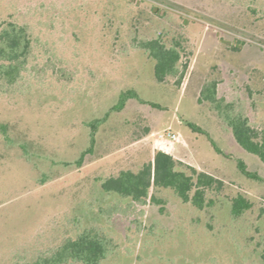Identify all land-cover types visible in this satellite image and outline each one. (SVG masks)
I'll list each match as a JSON object with an SVG mask.
<instances>
[{"label": "rangeland", "instance_id": "374dc122", "mask_svg": "<svg viewBox=\"0 0 264 264\" xmlns=\"http://www.w3.org/2000/svg\"><path fill=\"white\" fill-rule=\"evenodd\" d=\"M8 2L0 0V23L24 21ZM94 2L75 19L33 18L38 45L26 72L13 87L0 82V123L15 141L30 145L33 162L40 159L36 169L0 134V264L32 261L84 229L109 239L132 263L160 264L159 256L162 264H212L211 256L215 264H229L223 239L229 234L246 258L232 264H264V164L237 144L227 123L240 115L264 130V0ZM153 38L182 46L181 68L187 69L180 86L175 79L155 80L154 61L137 48ZM211 81L229 107L198 102ZM124 91L137 99L109 114L93 156L80 169L53 165L79 156L89 144L86 124L104 117ZM168 130L179 143L160 142ZM159 150L224 182L219 193L207 195L214 209L196 213L162 191H153L165 201L162 214L150 202L133 209L105 199L98 207V178L136 171ZM238 161L259 179L244 176ZM236 193L253 207L232 219L227 203ZM81 204L91 214L79 212ZM107 206L117 209L96 217ZM208 234L225 235L218 241Z\"/></svg>", "mask_w": 264, "mask_h": 264}, {"label": "trees", "instance_id": "16d2710c", "mask_svg": "<svg viewBox=\"0 0 264 264\" xmlns=\"http://www.w3.org/2000/svg\"><path fill=\"white\" fill-rule=\"evenodd\" d=\"M9 5L16 9V14L21 15L24 21L9 20L0 23V82L7 86H15L24 72H26L30 57L33 55L38 43L31 33L30 22L39 14H47L52 21L57 16L63 19H75V15L82 14L83 9L92 8L95 0H8ZM51 21V25L53 22ZM53 31V29H52ZM51 32V31H50ZM51 34V33H50ZM44 52L49 53L47 44H42ZM137 48L146 56L154 61V78L158 83H165L169 79H175L177 86L181 85L187 66L184 64L181 68L183 48L178 42L166 45L161 38H153L150 40H140L137 42ZM217 82L211 81L206 83L201 92L198 102H209L216 109L229 107L225 101L218 97ZM136 98L134 92L124 91L119 94L118 102L112 106L106 115L100 119L87 123L90 129L89 144L79 154L74 161L52 162L53 165H60L63 168L80 169L86 161L94 154L96 143V133L100 126L104 125L111 112H121L127 105L129 99ZM145 104V102L140 101ZM156 107V105H152ZM233 137L237 144L246 152L255 155L264 164V130H257L250 125L249 120L245 116H236L228 120ZM193 131L205 134L212 146L215 148L213 141L209 136L197 126L188 123ZM0 134L8 148L17 147L23 154V158L27 162L34 163L36 169L40 164V159L33 162L34 159L28 149L27 143H19L15 141L8 133L6 124L0 123ZM215 150L219 152L218 149ZM38 158V157H37ZM36 163V164H35ZM239 171L250 179L258 180L259 177L247 171L246 165L242 161L237 162ZM47 178L40 181L44 184ZM100 190H98V207L103 206L108 199H117L126 202L128 207H143L150 202L159 208V213L164 212L165 201L156 197L155 192H169L174 198L184 206H189L196 213L211 208L212 201L208 199L209 192L219 193L224 186V182L220 179L209 175L208 173L197 170L196 168L174 159L170 154L163 151H156L153 159L144 163L136 171L122 170L117 175L101 177L96 180ZM106 199V200H105ZM79 212L88 210L84 204L80 205ZM215 206L212 207L214 209ZM253 207L252 200L242 193H236L228 200L227 212L232 219H238ZM117 209V206H107V209L97 212L98 218H101L102 212L110 214ZM91 214V211L88 210ZM264 215V210H261ZM95 217V218H96ZM166 232V231H164ZM225 234H208L215 237L216 240L222 241ZM231 255L227 258V262H236L238 259L246 260L243 253L238 250L234 240L229 234L225 235ZM161 237V236H159ZM160 238H158L159 240ZM158 240L156 242H158ZM148 253L152 251V246L145 248ZM150 250V251H149ZM210 261H215L214 257L209 256ZM264 261V254H261ZM160 264L164 263L163 259L157 256ZM128 261V262H126ZM19 264H142L132 263L130 256L121 253L120 247L112 246L111 241L104 236H100L94 231L84 229L75 237H69L55 247L51 252L37 256L32 261ZM146 264V263H143ZM148 264V263H147ZM197 264V262H192Z\"/></svg>", "mask_w": 264, "mask_h": 264}, {"label": "built area", "instance_id": "2783aa9c", "mask_svg": "<svg viewBox=\"0 0 264 264\" xmlns=\"http://www.w3.org/2000/svg\"><path fill=\"white\" fill-rule=\"evenodd\" d=\"M158 139H160V142L168 141L170 144L179 143L178 136L176 134L170 132L169 130L167 131V133L160 134Z\"/></svg>", "mask_w": 264, "mask_h": 264}]
</instances>
